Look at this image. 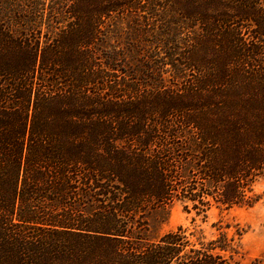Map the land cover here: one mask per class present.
I'll return each instance as SVG.
<instances>
[{"label":"trees","instance_id":"trees-1","mask_svg":"<svg viewBox=\"0 0 264 264\" xmlns=\"http://www.w3.org/2000/svg\"><path fill=\"white\" fill-rule=\"evenodd\" d=\"M41 5L0 0V264H242L228 234L159 225L258 201L264 103L189 99L246 87L264 0Z\"/></svg>","mask_w":264,"mask_h":264},{"label":"rangeland","instance_id":"rangeland-1","mask_svg":"<svg viewBox=\"0 0 264 264\" xmlns=\"http://www.w3.org/2000/svg\"><path fill=\"white\" fill-rule=\"evenodd\" d=\"M39 1L43 3L39 13H44L45 8L52 5L55 0ZM263 44L260 45L261 48H264ZM211 57L213 56L210 55L208 58ZM253 68L252 76L246 82L245 88L234 89L231 87L230 90L223 91L220 86L219 92L210 90L205 94L204 92L197 93L192 97L194 102L190 99L189 101L192 103H264V55L259 65L256 63ZM170 69L164 75L167 76V83L175 95H178V88L181 89L182 86L185 88V81L182 84L179 79L172 78ZM199 76L196 72L188 70L187 84ZM229 79L232 80L231 84L234 83L232 78ZM140 92L142 99H145L150 93L156 94L155 91L150 92L145 86L141 88ZM156 103H160V101ZM255 193L258 196V201L251 207L225 209L215 205L206 214H198L194 209L188 211L184 203L175 202L169 208L168 220L159 225V232L166 233L181 226L193 229L196 226V229H201L204 232L207 241L225 233L235 245V252L228 253L235 260L242 264H264V179L257 182ZM160 220L161 218L159 223Z\"/></svg>","mask_w":264,"mask_h":264}]
</instances>
